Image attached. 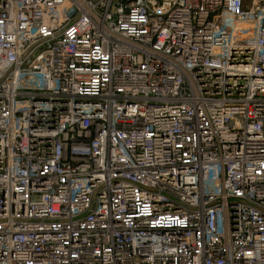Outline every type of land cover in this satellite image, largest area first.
Returning <instances> with one entry per match:
<instances>
[{"label":"built area","instance_id":"1","mask_svg":"<svg viewBox=\"0 0 264 264\" xmlns=\"http://www.w3.org/2000/svg\"><path fill=\"white\" fill-rule=\"evenodd\" d=\"M0 264H264V0H0Z\"/></svg>","mask_w":264,"mask_h":264}]
</instances>
